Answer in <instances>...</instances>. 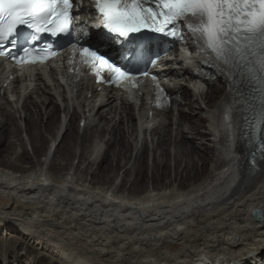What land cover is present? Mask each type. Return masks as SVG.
<instances>
[{
	"label": "bare ground",
	"instance_id": "obj_1",
	"mask_svg": "<svg viewBox=\"0 0 264 264\" xmlns=\"http://www.w3.org/2000/svg\"><path fill=\"white\" fill-rule=\"evenodd\" d=\"M199 63L168 67L170 93L188 103L177 99L179 111L155 112L141 145L146 104L137 112L114 89L102 94L81 80L72 110L67 96L61 103L38 76L2 88L0 248L23 244L19 256L39 253L36 259L58 264H264V220L251 214L253 208L264 214V159L254 171L243 161L237 178L221 181L230 163L211 132L218 129L224 103L240 105L229 83L212 88L220 91L221 101L213 100L207 109V94L192 99L183 77ZM5 74L2 69L0 79ZM241 122L239 117L235 129ZM24 132L39 160L21 171L16 161L28 159ZM241 147L239 141L243 158ZM199 162L208 165L201 178ZM120 170L124 178L117 186ZM172 173L174 180L160 187ZM192 179L197 181L185 187ZM149 181L154 186L139 194ZM4 253L5 263H20V257Z\"/></svg>",
	"mask_w": 264,
	"mask_h": 264
},
{
	"label": "snow or ice",
	"instance_id": "obj_2",
	"mask_svg": "<svg viewBox=\"0 0 264 264\" xmlns=\"http://www.w3.org/2000/svg\"><path fill=\"white\" fill-rule=\"evenodd\" d=\"M91 3L100 16L105 41L120 45L143 30L178 38L177 22L191 18L194 23L187 25L188 31L197 34L203 42V51L223 65L244 108V123L253 128V141L260 159H264V138L259 135L264 130V0H155V7L148 6L149 0H91ZM73 13L74 0H0V57L11 56L16 63L32 64L54 57L57 50L52 43L37 46L36 42L44 33L51 37L70 35ZM20 26L29 31L20 32ZM9 43L12 48L19 45L21 53L13 54L12 48L6 47ZM77 52L80 61L90 65L98 79H102L100 73L104 71L110 74V82L127 80L136 86L132 70L116 64L99 48L79 46L77 38L70 64L75 62ZM148 62L155 64L156 60ZM139 75L148 76V72ZM237 76L241 83L249 82L256 93L254 102H243ZM156 87L163 91L158 84ZM249 112L254 113V123ZM258 165L253 152L251 169H257ZM253 216L264 220L259 210Z\"/></svg>",
	"mask_w": 264,
	"mask_h": 264
},
{
	"label": "rangeland",
	"instance_id": "obj_3",
	"mask_svg": "<svg viewBox=\"0 0 264 264\" xmlns=\"http://www.w3.org/2000/svg\"><path fill=\"white\" fill-rule=\"evenodd\" d=\"M217 85H221V84H217ZM207 95H208V97H209V105L208 106H206V107H204L205 109H207L211 104H210V102H214L213 100H214V96L213 95H210L209 93H206ZM204 96H206V95H204ZM55 120H57V118L55 119ZM23 124V127L25 126V124L24 123H22ZM202 130H204L203 128H201ZM92 135L91 136H93V134H97V133H94V131L91 133ZM23 138L25 139V142H26V144H25V148H24V150H25V152L27 153V156H28V159H24V160H22V161H16V163H17V165L19 166V169H21V171L22 170H26V169H28L29 167H31V166H33L34 164H37L38 163V160H39V157L36 155V154H34L33 153V150H32V146H31V143H30V141H29V137L27 136V134L24 132L23 134ZM88 141H84V143H87ZM144 142V141H143ZM40 144H41V146H42V148H43V150H44V147H46V144L45 143H43V142H40ZM197 144H199L200 145V141H197ZM53 146V143L52 144H50V146ZM198 145V146H199ZM49 146V147H50ZM150 147H152V145H151V143H150ZM171 152L173 153L174 152V148H172L171 149ZM160 153V152H159ZM154 157H153V153L151 152L150 153V155H149V158L147 159V162H149L150 164L149 165H152L153 164V161H154V159H153ZM59 161H61V163H64V160H62L61 158H59ZM77 160H75V164L77 163L76 162ZM74 164V165H75ZM59 167V166H58ZM60 168H61V166H60ZM60 168L59 169H56V170H58V171H61L60 170ZM207 168H208V165L206 166V167H204V165L202 166V162L200 163L199 162V169H203L202 170V173L200 172V178L202 177V176H204V175H206L207 174ZM205 169H206V171H205ZM173 171V170H172ZM205 171V172H204ZM119 172V176L117 177V179H114V185H117V186H120L121 185V183H122V181H123V178H124V174H123V171L122 170H120V171H118ZM202 174V175H201ZM89 178V177H88ZM173 181L174 180V174L172 173L171 175H169L166 179H163L162 181H160L159 182V186L161 187V186H163V184L165 185V183L167 182H170V181ZM125 181V180H124ZM190 181V182H189ZM195 181H197L196 179H192V180H187L186 182H185V187L187 186V185H189V184H192L193 182H195ZM129 183H130V181L128 182L127 181V184L129 185ZM154 184L155 183H153L152 181H149L148 183H145V185L144 186H142V188H141V190H140V192H139V194L147 187V186H154ZM147 185V186H146ZM158 185V184H157ZM151 187V188H152ZM188 187V186H187ZM10 245V246H9ZM9 245H3L1 248H0V264H7V263H5L4 262V259L7 257V256H5V253L4 252H6V253H8V254H10L11 256H10V259H12L13 257H16L17 258V256L18 257H20L21 258V261H20V263H18V261H13L11 264H58V263H53V261L52 260H50V259H48V258H45V259H36V258H38V257H40V254L39 253H33V254H30V253H28V254H25L24 253V255H21V256H19L20 255V252H23L24 251V249H23V247L25 246V245H23V244H18V245H16V246H12V244H9ZM4 247V248H3ZM7 247V248H6ZM37 256V257H36ZM29 257V261L28 260H26V258H28ZM36 260V261H35Z\"/></svg>",
	"mask_w": 264,
	"mask_h": 264
},
{
	"label": "water",
	"instance_id": "obj_4",
	"mask_svg": "<svg viewBox=\"0 0 264 264\" xmlns=\"http://www.w3.org/2000/svg\"><path fill=\"white\" fill-rule=\"evenodd\" d=\"M254 211H256V210H254ZM254 211H253V212H254ZM255 219H256V218H255Z\"/></svg>",
	"mask_w": 264,
	"mask_h": 264
}]
</instances>
